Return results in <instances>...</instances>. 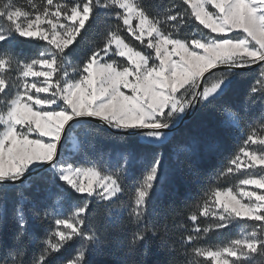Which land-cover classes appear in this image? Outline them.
Returning <instances> with one entry per match:
<instances>
[{
  "label": "snow or ice",
  "instance_id": "1",
  "mask_svg": "<svg viewBox=\"0 0 264 264\" xmlns=\"http://www.w3.org/2000/svg\"><path fill=\"white\" fill-rule=\"evenodd\" d=\"M27 4L0 0V219L7 213V193L20 197L13 209L19 230L11 242L0 241V264H142L138 256L141 250L147 254L150 242L158 239L168 248L165 225L154 217L169 162L163 152L155 153L134 188L130 227L113 234L121 224L115 205L126 191L121 177L130 155L123 154L112 170L97 162L73 164L79 133L103 129L137 137L157 149L171 146L177 157L219 150L217 140L178 141L177 129L189 116L220 104L237 79L253 70L258 75L249 95L264 98V0H181L183 10L177 4L165 11L167 29L138 0ZM102 10L111 12L114 26L75 60L82 30ZM21 38L44 42L35 57L20 59L12 51ZM222 110L223 130L241 127L246 114L231 106ZM261 121V130L246 133L217 176L245 169L235 190L207 188L191 212L193 222L199 216L215 222L203 229L194 224L181 237V248L189 246L185 254L193 257L189 264H199L195 257L211 264H254L256 254L264 255V111ZM30 219L48 226L37 251L29 247ZM237 220L257 223L224 246L198 245L202 233ZM103 256L117 258L105 262Z\"/></svg>",
  "mask_w": 264,
  "mask_h": 264
},
{
  "label": "trees",
  "instance_id": "2",
  "mask_svg": "<svg viewBox=\"0 0 264 264\" xmlns=\"http://www.w3.org/2000/svg\"><path fill=\"white\" fill-rule=\"evenodd\" d=\"M140 1L154 16L159 17H165V11L169 6L181 4V0ZM183 7L186 6L181 4V10ZM88 24H91V27H88ZM114 24L115 21L104 11H101L95 23L91 21L86 23L85 30H82L83 39L78 38L80 48L75 60L82 59L94 46L99 45L106 30ZM187 33L189 30L184 29L183 34L186 35ZM38 44L20 40L12 47V51L20 59H29L35 57L41 50ZM257 75L258 73L253 70L248 72L245 77L237 79L232 90L220 104L203 114L193 116L190 121L177 129L176 139L178 141L195 139L203 145L211 140H217L221 145L219 150L209 151L201 148L194 154H181L177 157L171 146L157 149L143 144L137 137H124L103 129L80 131L81 145L79 152L71 160L73 164L86 165L89 162H97L101 167H110L112 170L115 168L117 159L123 154L130 155L127 173L121 177L126 191L120 196L115 205L116 208L129 205L128 202L131 200L135 186L157 151L163 152L169 162L165 179L157 191V215L154 217L155 223L160 224L162 222L165 225L162 234L168 242V248L161 247V242L158 239L150 242L147 254L141 250L138 256L142 264H177V262L189 264L193 259L191 255L185 254L186 252L190 253L189 246L185 245L184 248H181V237L188 235L194 224H199L200 228L203 229L214 224L215 220L212 218L207 220L204 216H199L198 221L193 222L189 219L191 212L196 210L198 204L202 203L201 197L207 188L230 187L233 181L230 174L225 173L219 178L217 176L221 170L226 169L228 161L242 146L246 133L253 127L259 129L262 123L261 112L264 111V98H261L258 93L254 96L249 95ZM225 106H231L241 115L246 114L240 128L231 131H225L221 128L220 121L224 117L222 109ZM109 159L113 162L111 166L107 163ZM177 159L181 161L178 166L176 164ZM25 195H28L27 191H25ZM19 201L20 197L16 192L9 191L7 193V213L0 219V241L11 242L19 230L18 221L13 211ZM24 208L25 214L29 218L31 213L27 202H25ZM97 218L103 221V214L98 212ZM120 220L121 224L112 229L113 234H118L121 227H130L127 214ZM241 223V225H232L219 230L212 228L207 234L202 233L203 238L198 241V245L213 248L224 246L239 237L240 229L246 227L252 229L257 222ZM29 224L31 232V236L28 238L29 247L32 251H37L42 239L46 236L48 226L41 225L36 221L29 222ZM116 258L115 256H103L100 259L111 262ZM195 259L201 264L205 263L197 257ZM254 259L258 261V264H264V255L256 254Z\"/></svg>",
  "mask_w": 264,
  "mask_h": 264
},
{
  "label": "rangeland",
  "instance_id": "3",
  "mask_svg": "<svg viewBox=\"0 0 264 264\" xmlns=\"http://www.w3.org/2000/svg\"><path fill=\"white\" fill-rule=\"evenodd\" d=\"M33 2L34 3H37V4H39V3H42V2H44V0H41V1H38V2H36V1H34L33 0ZM61 2H62V0H61ZM138 2H140L141 3V1L140 0H138ZM16 3H18V4H20V5H23V6H25V7H28V4H27V0H16ZM103 11V10H102ZM109 14V16L111 17V12H109L108 13ZM162 21H163V23H162V27H164V28H168V23L165 21V19H164V16H161V17H159ZM189 33H187L185 36H187ZM127 36H128V39L130 40V41H132L133 43H135V44H139V42L138 41H134V38H132V37H130V35H128V34H126ZM21 40H23V41H26V42H28V43H39V44H43L44 42H35V41H27V40H25V39H23V38H21ZM16 45V44H15ZM14 45V46H15ZM33 58V57H32ZM257 130H261L260 128L258 129L257 128ZM77 147L74 149V155H76L78 152H79V149H80V145H81V143H80V140H79V138H78V141H77ZM252 147L253 148H259L260 146L259 145H252ZM244 171H245V169H241L240 170V172H236V173H233V174H230V176L233 178V181H232V184L230 185L231 187H233L234 188V190H235V185L236 184H238V181H239V179L240 178H242L243 177V173H244ZM238 178V179H237ZM119 196H121L122 194H118ZM130 203H131V200L128 202V206H126V207H121V208H116V209H118V214H119V216H120V219L124 216V215H126L127 214V210H128V208H129V206H130ZM28 218V216L26 215V219ZM207 220H210L211 218L212 219H214L215 220V218L214 217H205ZM34 220H29V222L30 223H32ZM241 222H251V221H247V220H237V221H235V222H233L230 226H232V225H237V224H240ZM242 224V223H241ZM240 224V225H241ZM30 225V224H29ZM229 226V227H230ZM252 229L250 228V227H246V228H244V229H240V234H239V237L238 238H241L242 236H245L248 232H250ZM197 259H199L200 261H202V262H205V263H203V264H211V262L210 261H208V259L207 258H204V257H197ZM258 261L256 260V259H254V264H258L257 263ZM199 264H201V262H199Z\"/></svg>",
  "mask_w": 264,
  "mask_h": 264
},
{
  "label": "water",
  "instance_id": "4",
  "mask_svg": "<svg viewBox=\"0 0 264 264\" xmlns=\"http://www.w3.org/2000/svg\"><path fill=\"white\" fill-rule=\"evenodd\" d=\"M192 117L193 116H189L183 123H181L180 124V126L178 127V129L182 126V125H184L185 123H187L188 121H190L191 119H192ZM116 134H118V133H116ZM118 135H120V134H118Z\"/></svg>",
  "mask_w": 264,
  "mask_h": 264
}]
</instances>
